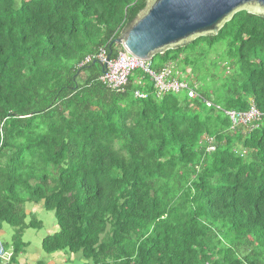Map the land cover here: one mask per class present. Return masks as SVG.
I'll use <instances>...</instances> for the list:
<instances>
[{
  "label": "trees",
  "instance_id": "1",
  "mask_svg": "<svg viewBox=\"0 0 264 264\" xmlns=\"http://www.w3.org/2000/svg\"><path fill=\"white\" fill-rule=\"evenodd\" d=\"M145 1L0 0V233L13 230L0 264L41 226L26 203L53 214L45 257L264 264V17L239 12L151 60L192 98L158 95L140 70L112 91L83 62L115 58ZM252 106L246 125L227 115Z\"/></svg>",
  "mask_w": 264,
  "mask_h": 264
},
{
  "label": "water",
  "instance_id": "2",
  "mask_svg": "<svg viewBox=\"0 0 264 264\" xmlns=\"http://www.w3.org/2000/svg\"><path fill=\"white\" fill-rule=\"evenodd\" d=\"M239 12L264 17V0H146L113 44L131 57L151 61L198 38L217 35Z\"/></svg>",
  "mask_w": 264,
  "mask_h": 264
},
{
  "label": "built area",
  "instance_id": "3",
  "mask_svg": "<svg viewBox=\"0 0 264 264\" xmlns=\"http://www.w3.org/2000/svg\"><path fill=\"white\" fill-rule=\"evenodd\" d=\"M96 60L103 65V74L98 80L108 89L118 92L122 91L127 82L128 76L134 70H140L147 74L154 82V87L157 89L158 95L165 93L178 94L180 92L186 93L187 98H192L194 92L188 89L186 83L178 82L172 77V66L167 64L163 66L159 71H154L151 68L150 61H144L129 56L125 51L121 50L117 56L112 60L106 61L105 51L99 50L98 54L92 58H86L83 64H88L91 60ZM134 96L141 98L142 95L138 92L134 93ZM231 122L234 125H246L252 119L258 117L257 111L252 106L248 112L245 113H227ZM6 256L5 250L0 244V259H4Z\"/></svg>",
  "mask_w": 264,
  "mask_h": 264
},
{
  "label": "rangeland",
  "instance_id": "4",
  "mask_svg": "<svg viewBox=\"0 0 264 264\" xmlns=\"http://www.w3.org/2000/svg\"><path fill=\"white\" fill-rule=\"evenodd\" d=\"M150 64L151 68L154 70L151 61ZM25 212L26 214H32L35 220L40 222L41 226L39 229H28L22 233L21 240L22 242L27 243V246L24 254L17 257V264H37L38 262H42L43 264H50V262H53L54 264H81L82 260L80 256H69L67 260L66 257L58 254L53 257H45L41 252L40 242L45 236L51 235L57 230L53 214L51 212H46L41 205L34 206L27 203L25 204ZM12 231L13 230L8 226H2L0 240L2 242H9L12 236Z\"/></svg>",
  "mask_w": 264,
  "mask_h": 264
},
{
  "label": "clouds",
  "instance_id": "5",
  "mask_svg": "<svg viewBox=\"0 0 264 264\" xmlns=\"http://www.w3.org/2000/svg\"><path fill=\"white\" fill-rule=\"evenodd\" d=\"M8 257H9V255H8V253H7L6 256H5V258H4V259H0V261H2V262H6V261H8Z\"/></svg>",
  "mask_w": 264,
  "mask_h": 264
}]
</instances>
